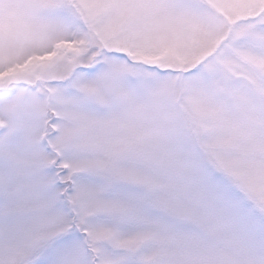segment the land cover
<instances>
[{"label":"snow or ice","instance_id":"obj_1","mask_svg":"<svg viewBox=\"0 0 264 264\" xmlns=\"http://www.w3.org/2000/svg\"><path fill=\"white\" fill-rule=\"evenodd\" d=\"M0 264H264V0H0Z\"/></svg>","mask_w":264,"mask_h":264}]
</instances>
